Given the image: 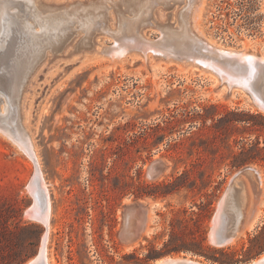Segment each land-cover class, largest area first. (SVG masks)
Wrapping results in <instances>:
<instances>
[{"label":"rangeland","instance_id":"374dc122","mask_svg":"<svg viewBox=\"0 0 264 264\" xmlns=\"http://www.w3.org/2000/svg\"><path fill=\"white\" fill-rule=\"evenodd\" d=\"M14 1L20 20L26 0ZM33 1L61 9L89 0ZM183 5L154 4L137 30L158 39L156 23L176 26ZM110 10L88 46H78L82 33L73 28L64 47L45 51L32 68L14 119L33 156L0 132V264L33 262L44 236L52 264H155L176 255L247 264L264 257V111L190 59L107 61L96 50L116 44L104 31L117 24ZM187 21L211 46L264 54V0H192ZM245 167L257 175L242 177L253 199L242 226L258 219L236 242L216 245L220 197ZM32 181L49 198L48 230L27 212ZM127 209L134 210L129 240L122 236ZM165 245L178 250L165 252Z\"/></svg>","mask_w":264,"mask_h":264},{"label":"bare ground","instance_id":"6f19581e","mask_svg":"<svg viewBox=\"0 0 264 264\" xmlns=\"http://www.w3.org/2000/svg\"><path fill=\"white\" fill-rule=\"evenodd\" d=\"M170 1L184 3L177 13V25L156 23L161 30V34L156 40L142 35L137 29L149 22L154 4L161 3L168 6ZM191 2L192 0H89L86 3L65 5L60 9L59 7H44L36 4L33 0H26L22 6L27 15L25 14L23 18L16 20L15 17H20V15L16 10H12L15 1H0V75L6 76L8 81L5 86L0 88L7 92V97L0 93V132L25 153L33 156L31 141L27 132L18 123V117L17 120L14 119L16 108L12 98L17 86H19L21 93L36 62L45 51L56 52L64 47L69 35L74 31L73 28L82 33L78 46H88L92 32L97 28L102 29L104 27L106 14L112 12L110 8L116 13L117 24L115 27L106 26L104 31L115 39L116 44L111 48L103 46L101 50H96L97 54L102 55L107 61L119 62L128 56L143 60L151 59L152 56L190 59L194 64L212 69L223 80L225 75H223L219 62L224 60L223 56L225 58L227 51L222 48L215 51V46L208 47L200 38L192 34L187 26V10ZM206 43L208 44V42ZM240 52V58L254 56V54H249L243 50ZM259 58L261 61L264 60V54H260ZM249 172L244 178H252L254 173ZM37 183L31 182V190L34 194L32 209L39 212L42 205L45 204L48 219L49 198L48 196H44L45 199L42 198L43 195L39 190L37 191V187H39ZM43 183L47 189L44 181ZM235 184L237 185V181ZM236 187L232 202L240 207L242 217H246L253 201L249 186H245L243 182L242 185ZM256 212L258 210L253 214ZM28 215L30 216V214ZM257 219L256 216L249 221L245 220L244 225L229 243L236 242L240 234H245L243 233L245 229L253 228ZM45 223L48 230V222L45 221ZM48 255L43 254V261L37 257L33 262L52 264ZM176 256L173 258H181ZM160 261L157 260L156 263ZM201 263L209 264L204 260Z\"/></svg>","mask_w":264,"mask_h":264},{"label":"water","instance_id":"95a60500","mask_svg":"<svg viewBox=\"0 0 264 264\" xmlns=\"http://www.w3.org/2000/svg\"><path fill=\"white\" fill-rule=\"evenodd\" d=\"M202 40V39H200ZM204 44L212 48L211 45L207 44L202 40ZM215 51H219L215 47ZM227 51L226 56L219 62L221 63V70L225 78L223 79L229 88L232 86H238L245 90L252 102L264 111V60H260V55H255L250 58H240V51L225 49ZM6 76L0 75V88L7 84ZM222 78V77H220ZM17 86L14 96L12 98L15 108H17L18 101L20 98V89ZM0 93L7 97V92L0 89ZM2 125V124H1ZM252 171L254 175L256 173L253 167H245L237 174H235L226 189L224 190L222 196L220 197L217 212L214 217V224L212 230L211 240L216 245H225L231 241V239L236 235V233L241 229L244 217L241 215L240 207L233 204L232 197L234 191L236 190L237 185H242V177L247 173ZM253 175V176H254ZM251 176V177H253ZM39 177V176H38ZM40 184V178H38ZM237 181V185L235 184ZM44 193V192H43ZM45 195V193H44ZM45 199V198H44ZM45 202V200H44ZM133 209H127L125 213V225L122 232V236L125 240H129L133 237V231L131 230L130 225V216L133 214ZM30 214L31 218L45 222L46 217V205L43 204L39 212H36L33 209L27 211ZM45 243L46 236L42 238L41 247L38 251L37 257L40 261H43V254L45 255ZM157 260H161L159 263H156ZM37 262H31L27 264H36ZM211 264L210 262H208ZM37 264H42L41 262ZM155 264H202L193 259L182 257L176 259L173 257H161L155 260ZM247 264H264V257L258 258L257 260H251Z\"/></svg>","mask_w":264,"mask_h":264},{"label":"trees","instance_id":"16d2710c","mask_svg":"<svg viewBox=\"0 0 264 264\" xmlns=\"http://www.w3.org/2000/svg\"><path fill=\"white\" fill-rule=\"evenodd\" d=\"M164 247H165V252L177 251V250H178V248H176V247H172V248H169V249H168V248H167V245H165ZM193 251H195L196 253H199V254L205 256L206 258H208V259H210V260H213V261H220V262H221V260H218L215 256H209V255L205 254V252H204L201 248H200V249H198V248H193ZM159 252H161V251H159ZM154 254H158V252H155ZM154 254H149V255H147L146 257H147V258H151V257L154 256ZM6 264H10V263L7 262Z\"/></svg>","mask_w":264,"mask_h":264}]
</instances>
